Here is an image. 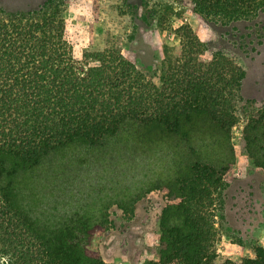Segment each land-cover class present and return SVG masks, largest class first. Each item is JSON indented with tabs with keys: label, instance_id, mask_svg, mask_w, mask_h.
<instances>
[{
	"label": "trees",
	"instance_id": "1",
	"mask_svg": "<svg viewBox=\"0 0 264 264\" xmlns=\"http://www.w3.org/2000/svg\"><path fill=\"white\" fill-rule=\"evenodd\" d=\"M228 21L264 0H189ZM163 44L162 75L146 74L115 37L75 55L61 4L0 8V246L6 264H105L89 247L108 221L152 191L170 198L152 264H214L205 209L234 163L235 104L244 70L206 52L187 25ZM159 78V83L155 79ZM264 168V111L244 128ZM175 200H177L175 202ZM220 264H264L256 258Z\"/></svg>",
	"mask_w": 264,
	"mask_h": 264
},
{
	"label": "rangeland",
	"instance_id": "2",
	"mask_svg": "<svg viewBox=\"0 0 264 264\" xmlns=\"http://www.w3.org/2000/svg\"><path fill=\"white\" fill-rule=\"evenodd\" d=\"M46 0H0L6 13L38 7ZM61 4L67 37L75 55L115 37L124 56L142 72L162 75L163 44H178L172 29L187 25L206 52L223 53L244 70L235 104L231 142L234 163L217 186L205 211L212 225L214 264L256 258L264 247V168L249 156L244 128L264 111V11L237 21L195 11L189 0H52ZM159 83V78L155 79ZM167 191H152L124 210H107L108 221L89 247L105 264H152L159 259L160 215L170 203ZM177 200H175L176 202ZM0 264H6L2 254Z\"/></svg>",
	"mask_w": 264,
	"mask_h": 264
}]
</instances>
